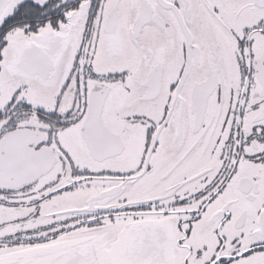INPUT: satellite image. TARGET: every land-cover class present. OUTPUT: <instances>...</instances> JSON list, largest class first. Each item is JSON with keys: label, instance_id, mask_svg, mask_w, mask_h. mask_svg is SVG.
Masks as SVG:
<instances>
[{"label": "snow or ice", "instance_id": "1", "mask_svg": "<svg viewBox=\"0 0 264 264\" xmlns=\"http://www.w3.org/2000/svg\"><path fill=\"white\" fill-rule=\"evenodd\" d=\"M0 264H264V0H0Z\"/></svg>", "mask_w": 264, "mask_h": 264}]
</instances>
